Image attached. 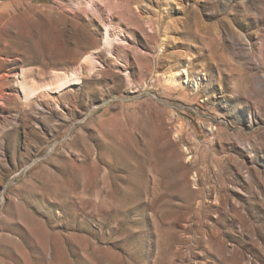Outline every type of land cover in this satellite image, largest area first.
<instances>
[{"label": "rangeland", "instance_id": "rangeland-1", "mask_svg": "<svg viewBox=\"0 0 264 264\" xmlns=\"http://www.w3.org/2000/svg\"><path fill=\"white\" fill-rule=\"evenodd\" d=\"M0 264H264V0H0Z\"/></svg>", "mask_w": 264, "mask_h": 264}, {"label": "bare ground", "instance_id": "bare-ground-1", "mask_svg": "<svg viewBox=\"0 0 264 264\" xmlns=\"http://www.w3.org/2000/svg\"><path fill=\"white\" fill-rule=\"evenodd\" d=\"M170 79H172V82L174 83L176 80H175V78H170ZM28 88V87H27ZM29 94V93H28ZM178 128V127H177ZM178 133V132H177Z\"/></svg>", "mask_w": 264, "mask_h": 264}]
</instances>
